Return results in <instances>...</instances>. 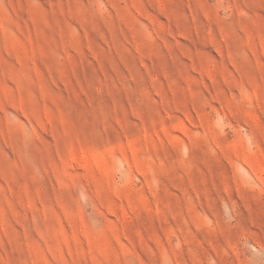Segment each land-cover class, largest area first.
<instances>
[{
  "label": "rangeland",
  "instance_id": "374dc122",
  "mask_svg": "<svg viewBox=\"0 0 264 264\" xmlns=\"http://www.w3.org/2000/svg\"><path fill=\"white\" fill-rule=\"evenodd\" d=\"M0 264H264V0H0Z\"/></svg>",
  "mask_w": 264,
  "mask_h": 264
}]
</instances>
